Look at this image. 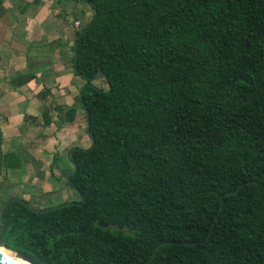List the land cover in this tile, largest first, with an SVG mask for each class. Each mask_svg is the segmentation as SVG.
I'll list each match as a JSON object with an SVG mask.
<instances>
[{"label":"trees","instance_id":"16d2710c","mask_svg":"<svg viewBox=\"0 0 264 264\" xmlns=\"http://www.w3.org/2000/svg\"><path fill=\"white\" fill-rule=\"evenodd\" d=\"M70 1L93 11L73 46L78 203L12 202L6 245L37 264H147L165 242L149 264H264V0ZM2 138L0 181L21 166Z\"/></svg>","mask_w":264,"mask_h":264},{"label":"crops","instance_id":"0c3cea01","mask_svg":"<svg viewBox=\"0 0 264 264\" xmlns=\"http://www.w3.org/2000/svg\"><path fill=\"white\" fill-rule=\"evenodd\" d=\"M61 3L0 0L2 149L21 165L1 177L0 198L19 196L37 207L69 198L61 173L73 170L67 153L91 147L81 99L85 81L74 72L73 46L93 15L78 27L67 12L60 14ZM69 109L73 121H66Z\"/></svg>","mask_w":264,"mask_h":264},{"label":"water","instance_id":"95a60500","mask_svg":"<svg viewBox=\"0 0 264 264\" xmlns=\"http://www.w3.org/2000/svg\"><path fill=\"white\" fill-rule=\"evenodd\" d=\"M67 155H68V160L70 161V159H69L70 151L67 153ZM73 168H74V172H75L76 171V167L74 165H73ZM74 172L68 173L66 171H62L61 173L65 176V178H68V175H72ZM78 195L81 197V194L78 193ZM17 200L22 201L31 210L36 211V212H46V211H50V210H54V209L60 208L62 206L68 205V204H74V203H78V202L77 201L67 200V201L59 202V203L54 204L52 206L33 207L32 205L29 204L28 200H26V199H24L22 197H19V196H12L5 203V206L3 207L2 212H1L2 228L0 230V246L4 250L0 249V264H20L18 261H16L14 259V257L8 255L6 252L11 253L12 255L14 254L15 256L21 257L24 260L30 262L31 264H37L29 255H27L25 253H22V252H19V251L15 250V249H12V248L8 247L6 245V243H5V241H4V235H5V232H6V229H7V215H6V210L9 208V206L11 205L12 202L17 201ZM82 202H83V199H82ZM223 208H224V202H223ZM121 228H123V227H121ZM165 243H168V242H165ZM165 243L160 244L155 249L154 253L152 254V256L150 257V259L148 260V263L147 264H149L151 262V260L153 259V257L157 253V251Z\"/></svg>","mask_w":264,"mask_h":264},{"label":"rangeland","instance_id":"374dc122","mask_svg":"<svg viewBox=\"0 0 264 264\" xmlns=\"http://www.w3.org/2000/svg\"><path fill=\"white\" fill-rule=\"evenodd\" d=\"M48 1L50 2V1H58V0H48ZM61 2H62L61 3L62 9L60 11V14L66 15L65 13L67 12L68 14L67 21L72 23V20L75 19L77 21L78 27L81 26V21H84L85 15L87 13L92 12V15H93L92 8L85 2H81V1L77 2V1H70V0H65V1L62 0ZM95 84L97 86H102L106 88L101 77L97 78V80L95 81ZM64 179L67 180L65 176H64ZM66 195L69 198L76 199V196L72 192L71 189L67 190ZM51 201L53 200H50L49 206H52L50 205Z\"/></svg>","mask_w":264,"mask_h":264},{"label":"bare ground","instance_id":"6f19581e","mask_svg":"<svg viewBox=\"0 0 264 264\" xmlns=\"http://www.w3.org/2000/svg\"><path fill=\"white\" fill-rule=\"evenodd\" d=\"M0 249L4 250L1 246H0ZM6 253H7L8 255L14 257V259H15L16 261H18L20 264H31L30 262L24 260V259L21 258V257L15 256L14 254L12 255L11 253H8V252H6Z\"/></svg>","mask_w":264,"mask_h":264}]
</instances>
